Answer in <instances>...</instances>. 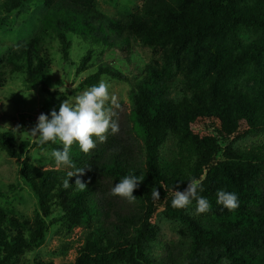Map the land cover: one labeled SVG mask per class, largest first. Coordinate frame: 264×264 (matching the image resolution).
<instances>
[{
    "label": "trees",
    "instance_id": "obj_1",
    "mask_svg": "<svg viewBox=\"0 0 264 264\" xmlns=\"http://www.w3.org/2000/svg\"><path fill=\"white\" fill-rule=\"evenodd\" d=\"M0 1L3 17L27 11L33 2L44 8L38 35L10 49L3 69L23 74L26 90L40 87L48 98L58 97L56 111L65 94L49 90L48 63L40 54L50 35L57 37L64 61L71 34L127 60L135 46L160 60L133 83V109L118 122L117 134L109 131L106 142L96 140L88 154L72 145L70 156L84 169L86 190L74 185L75 176L70 187L62 186L75 169H41L29 161L30 148L63 146L15 145L12 131L0 133V151L19 162V180L39 210L25 222L0 208V264H19L45 243L54 224L63 238L80 230L73 264H264V138L235 145L264 135V0H144L119 20L99 13L95 0ZM90 54L81 58L76 74L90 68ZM104 75L115 77L110 68L98 67L79 87L97 84ZM169 140L165 153L161 148ZM126 175H144L132 203L110 195ZM192 178L211 204L206 213L195 214V200L182 209L171 205L174 191L186 189ZM219 189L236 193L239 207L229 211L217 204ZM157 213L177 223L176 242L158 241L152 222ZM153 247L160 248L158 256L150 254Z\"/></svg>",
    "mask_w": 264,
    "mask_h": 264
},
{
    "label": "rangeland",
    "instance_id": "obj_2",
    "mask_svg": "<svg viewBox=\"0 0 264 264\" xmlns=\"http://www.w3.org/2000/svg\"><path fill=\"white\" fill-rule=\"evenodd\" d=\"M144 0H95L96 10L110 19H123L133 9L142 5ZM1 5V1H0ZM44 8L38 2L29 4V8L20 14H12L3 17L0 12V133L12 131L15 134L16 144L28 141L30 144L37 141L31 136L30 131L35 126L39 114H48L58 101V97L48 98L42 93L40 87L26 90L23 74H10L3 69V59L7 52L17 47L26 40L37 36ZM70 48L68 61H64L60 52V44L57 37L50 35L41 45L40 54L47 60L48 73L47 86L53 92L65 94L63 102L67 98L74 97L84 91L80 83L93 74L98 67L110 68L115 77L104 75L101 79L110 85L109 93L113 98V111L115 119L123 121L133 109V83L141 79L144 68L155 61L160 62L159 55L151 53L148 49L135 46L129 60L125 55L106 47L91 44L77 36L67 35ZM91 51L89 69L76 74L75 69L86 52ZM4 71L5 76L1 75ZM100 79V80H101ZM54 86H57L54 89ZM59 87L65 91H59ZM27 97V98H26ZM58 111V110H57ZM199 132L206 133L203 126L196 128ZM264 135L253 137L246 136L235 142L236 146L255 145ZM62 146L59 142H57ZM171 140L166 142L163 152L169 151ZM50 148H30L27 150L29 161L41 169H50L55 166L54 160L49 158ZM19 162L8 157L0 151V208L10 215H14L20 221L31 222L38 214V205L33 194L25 188L19 180ZM160 212V211H158ZM52 216L49 220L56 217ZM48 220V221H49ZM47 221V222H48ZM153 227L157 231L160 242L168 244L176 242L179 238L178 225L174 221L164 219L161 213H157L153 219ZM57 225H49L45 243L32 251L26 252L19 264H73L80 244L77 237L80 230L73 231L70 237L63 238ZM67 243V247H62ZM71 247H70V246ZM160 248L153 247L150 254L158 256Z\"/></svg>",
    "mask_w": 264,
    "mask_h": 264
},
{
    "label": "clouds",
    "instance_id": "obj_3",
    "mask_svg": "<svg viewBox=\"0 0 264 264\" xmlns=\"http://www.w3.org/2000/svg\"><path fill=\"white\" fill-rule=\"evenodd\" d=\"M57 86H54V89ZM107 81L101 79L97 84L89 86L78 95L67 98L59 105V110L52 109L50 113H41L37 117L35 126L31 129V136L40 144L59 142L63 147L51 149L49 158L54 160L55 166H65L75 169L67 173V179L63 181V187L67 189L70 177H77L75 184L80 190H86V182L80 177L84 175V169L76 168L71 159L70 150L75 143L79 150L88 154L96 147V140L105 143L109 131L115 135L119 132L118 119H115L116 112L113 111V98L110 96ZM65 88L59 87V91ZM27 98V97H26ZM95 137V139H94ZM144 175H126L119 179L110 190V195L118 196L129 203L135 202L133 192L143 181ZM203 191L201 182L195 178L188 181L186 189L174 191L171 205L173 208H186L195 200V214H203L211 210L209 200L199 195ZM152 196L159 199V191L152 190ZM216 203L222 205L229 211L239 207L238 196L234 192L219 189L216 192Z\"/></svg>",
    "mask_w": 264,
    "mask_h": 264
}]
</instances>
